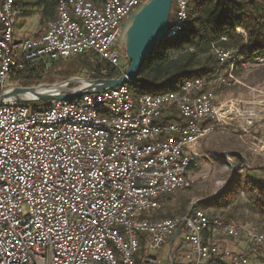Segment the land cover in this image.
Segmentation results:
<instances>
[{
    "label": "built area",
    "instance_id": "2783aa9c",
    "mask_svg": "<svg viewBox=\"0 0 264 264\" xmlns=\"http://www.w3.org/2000/svg\"><path fill=\"white\" fill-rule=\"evenodd\" d=\"M143 1L101 0L97 6L58 0L43 36L16 39L22 7L2 0L0 94L16 74L87 53L121 71L120 27ZM173 5L165 39L187 23V0ZM212 53L216 69L185 81L177 92L134 99L129 83L42 107L3 103L0 264H135L142 244L143 264H162L161 250L180 227L174 244L179 263L249 264L223 246L240 240L264 249V233L249 223L201 210L161 221L142 218L190 186L197 143L227 118L216 89L230 87L235 72L251 62L264 64L256 54L245 61L239 49L213 45ZM164 117L174 120L161 123Z\"/></svg>",
    "mask_w": 264,
    "mask_h": 264
},
{
    "label": "trees",
    "instance_id": "16d2710c",
    "mask_svg": "<svg viewBox=\"0 0 264 264\" xmlns=\"http://www.w3.org/2000/svg\"><path fill=\"white\" fill-rule=\"evenodd\" d=\"M87 1L97 6L101 3V0ZM57 2L58 0H18L22 11L39 17V27L42 30L32 38L37 39L44 35L48 24L56 17ZM187 4L188 17L183 31L153 47L144 58L135 79L129 84L134 99L145 94L155 96L177 92L185 81L211 74L217 67V60L212 53L213 45L226 50H242L245 61L252 60L251 54L264 58V0H187ZM173 16L171 9L170 21ZM238 29L244 35L238 34ZM223 38L225 41H222ZM80 57L75 60L81 62ZM59 62L61 61L52 63L50 69ZM103 63V66L92 62L83 63V70L87 71L88 78L113 79L120 75L117 69L104 61ZM45 71L44 67L39 66L34 71L14 75L12 80L21 87H30L39 83ZM65 73L69 77L76 75V71L69 69ZM256 75H264V69L259 70ZM49 104L50 102H38L25 105L36 107ZM169 120L174 118L164 117L160 122L166 123ZM229 153L228 157L234 169L232 179L230 171L227 184L218 195L208 202L197 204L193 211L201 210L226 221L240 219L246 223L249 220L250 225L253 224L254 228L264 233V183L251 176L253 171L264 173V168H248L249 161L243 158L239 148L232 149ZM191 169L192 166L189 171ZM184 190L185 193L179 191L175 194L173 206L165 207V198L160 201L158 209L144 214L142 218L161 221L186 216L191 208L187 193L192 189L188 187ZM242 201L245 202L244 206L237 204ZM170 241L171 239L168 242ZM144 253L142 244L135 256V264H143Z\"/></svg>",
    "mask_w": 264,
    "mask_h": 264
},
{
    "label": "rangeland",
    "instance_id": "374dc122",
    "mask_svg": "<svg viewBox=\"0 0 264 264\" xmlns=\"http://www.w3.org/2000/svg\"><path fill=\"white\" fill-rule=\"evenodd\" d=\"M174 12L175 7L173 5L172 15ZM37 28H39V23L36 15L30 16L22 11L16 18L14 29L22 38L33 34ZM80 60L81 62L75 59L60 60L61 62L50 69L51 63L47 68L44 67L46 71L39 83L30 87L56 84L75 77L88 78L87 71L83 70V63L92 62L101 66L104 64L102 60L91 53L81 56ZM250 64L252 65L248 69L239 70L236 73L235 81L230 87L216 89V95L219 102L224 106L223 111L227 118L224 120L225 124L215 127L195 147L197 156L192 169L188 172L189 187L192 189L187 193V197L191 201L190 207L194 204L210 201L227 184L226 180L229 178V172L232 171V163L226 153L232 149L239 148L242 151L243 158L249 161L247 163L248 168L264 167V75H256L259 70L264 69V64L258 67L253 65V62ZM128 66L129 62L120 55V68L122 69L121 71L118 70L120 75L125 72ZM68 69L76 71V75L73 77L66 75L65 72ZM14 86L21 87L18 82L11 79L3 91ZM77 86L70 85L69 88L72 89ZM35 103L38 102L33 104ZM229 111L231 114L228 113ZM251 176L264 183V173L253 171ZM182 192L185 193L186 191H180V193ZM177 193L175 194L177 195ZM175 194L167 197L169 199L163 200L165 207L174 205ZM244 203L242 201L237 204L244 206ZM245 214L249 215V213ZM238 221L243 223L240 219ZM248 221L246 223L250 224L251 222ZM180 240L181 235L178 236L177 241ZM168 245H170L169 242ZM260 253L264 255L263 252ZM167 262L169 261L167 260Z\"/></svg>",
    "mask_w": 264,
    "mask_h": 264
},
{
    "label": "water",
    "instance_id": "95a60500",
    "mask_svg": "<svg viewBox=\"0 0 264 264\" xmlns=\"http://www.w3.org/2000/svg\"><path fill=\"white\" fill-rule=\"evenodd\" d=\"M173 0H144L122 22L117 38V49L120 55L129 62L124 73L113 79L71 78L56 84H43L36 87H12L0 94V106L13 102L26 104L34 102H57L77 97L82 94L100 93L120 85L131 83L140 70L144 58L167 36ZM70 85H78L70 89ZM48 93H42V92ZM30 94L32 98H26ZM229 155L230 153H226ZM264 168V167H263ZM234 175L232 165L231 179ZM217 196V195H216ZM192 205L189 213L195 208ZM180 228L170 242L171 264L172 246L179 235Z\"/></svg>",
    "mask_w": 264,
    "mask_h": 264
},
{
    "label": "crops",
    "instance_id": "0c3cea01",
    "mask_svg": "<svg viewBox=\"0 0 264 264\" xmlns=\"http://www.w3.org/2000/svg\"><path fill=\"white\" fill-rule=\"evenodd\" d=\"M38 23H39V17H38ZM40 30H42V29H40V27H39L36 29V32H34L33 34H29L27 36L25 35L26 37L22 38V37H20L18 32L17 33L15 32V29H14V37L16 39H29V38H32L35 34H37ZM46 31H47V29L45 30L44 34L46 33ZM177 240H178V237L176 238L175 242H179ZM175 242H174V244H175ZM174 244H173L172 250H171L174 264H185V263H179L178 262L177 256L179 254H178V250L176 249ZM223 246L226 250H228L229 252H231L232 254H234L236 256H244V257L248 258L249 264H264V255H261V253H260V252H263V254H264V249L255 248V247H253V246H251V245H249L243 241H240V240H229ZM169 249H170V245H168V246L166 245L161 250L160 257L162 259V264H171V257H170L171 255H170ZM256 251H257V253H256ZM167 260L169 262H167Z\"/></svg>",
    "mask_w": 264,
    "mask_h": 264
},
{
    "label": "bare ground",
    "instance_id": "6f19581e",
    "mask_svg": "<svg viewBox=\"0 0 264 264\" xmlns=\"http://www.w3.org/2000/svg\"><path fill=\"white\" fill-rule=\"evenodd\" d=\"M42 93H48V92H42ZM33 96L32 95H30V94H28L27 96H26V98H32Z\"/></svg>",
    "mask_w": 264,
    "mask_h": 264
}]
</instances>
